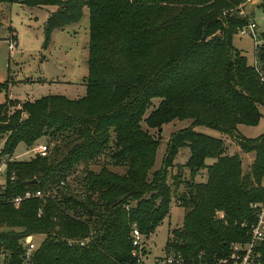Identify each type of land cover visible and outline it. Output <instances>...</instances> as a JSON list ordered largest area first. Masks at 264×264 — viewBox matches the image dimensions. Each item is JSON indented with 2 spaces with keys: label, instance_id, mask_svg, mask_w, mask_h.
Here are the masks:
<instances>
[{
  "label": "trees",
  "instance_id": "obj_1",
  "mask_svg": "<svg viewBox=\"0 0 264 264\" xmlns=\"http://www.w3.org/2000/svg\"><path fill=\"white\" fill-rule=\"evenodd\" d=\"M24 1L57 7L45 24L46 45L54 30L80 21L88 7V75L86 94L77 99L11 100L8 80L0 82V157H10L0 191V247L9 251L8 264H22L31 236L37 248L29 264H138L134 227L148 238L176 195L184 222L171 231L166 253L218 264L234 243L248 242L256 219L252 204L264 200V134L247 138L238 126L256 125L262 116L264 32L251 65L233 44L251 23L247 0ZM186 118L191 126L173 133L163 168L152 171L160 141L143 121L161 129ZM198 125L254 152L249 170L222 137L199 132ZM43 137L56 141L48 155L11 158L20 143L35 146ZM184 147L192 177L179 193L181 178L170 184L169 176ZM93 162L101 163L99 170ZM203 171L205 180L196 181ZM28 190L45 197L12 202ZM256 250L264 264V242Z\"/></svg>",
  "mask_w": 264,
  "mask_h": 264
},
{
  "label": "rangeland",
  "instance_id": "obj_2",
  "mask_svg": "<svg viewBox=\"0 0 264 264\" xmlns=\"http://www.w3.org/2000/svg\"><path fill=\"white\" fill-rule=\"evenodd\" d=\"M263 0H247V12L252 11L251 22L256 23L255 32L243 34L239 31L233 37V44L242 50L247 57L248 63H257L255 48L256 42H260L264 32V7L260 4ZM52 6H34L24 0H0V75L7 79L9 90L14 97L23 101L25 98H40L45 95H64L70 99H77L86 94V78L88 75V57L90 40V17L88 7L84 8V14L80 21L68 24L63 29H56L46 45L45 24L49 15L53 12ZM14 31L16 36H13ZM10 35V39L8 38ZM14 43V45L12 44ZM261 44V43H259ZM46 45V46H45ZM9 97V96H8ZM10 98V97H9ZM11 99V98H10ZM15 100V99H11ZM0 101H5L3 93L0 94ZM159 100H154L150 109L155 108ZM262 116L256 125L240 124L239 133L247 138H257L264 134V106H260ZM192 119H176L165 123L161 129L151 128L143 121L144 129L154 135L160 141L155 164L152 171L161 170L168 148V143L174 132L191 126ZM195 129L199 132L212 136L222 137L230 154L239 153L243 160V168L249 170L252 164L251 157L254 152H243L240 149L237 139L233 136L204 125H198ZM5 140L0 138V153L4 147ZM48 144L50 152L56 141L50 137H43L39 144ZM36 147L20 143L11 156L14 160H29L36 155ZM190 156V149L181 148L170 170L169 183L174 178L180 177L182 182L179 186V193L186 189L185 181L191 179V172L184 168ZM9 156L0 157V191L7 183L6 161ZM100 158V157H99ZM101 163L104 157L101 156ZM213 159H207V164H212ZM101 163L93 162L91 167L99 170ZM182 165V166H181ZM113 168V167H112ZM82 167L79 168L81 170ZM122 171L121 168H115ZM206 178L205 171L195 177L196 181H203ZM185 209L181 206L178 196L173 198L170 214L164 219L156 231L144 239L146 253L151 261L156 256L166 254V243L171 231L183 226ZM44 237L35 238L38 242Z\"/></svg>",
  "mask_w": 264,
  "mask_h": 264
},
{
  "label": "built area",
  "instance_id": "obj_3",
  "mask_svg": "<svg viewBox=\"0 0 264 264\" xmlns=\"http://www.w3.org/2000/svg\"><path fill=\"white\" fill-rule=\"evenodd\" d=\"M256 23L251 22L248 26L243 27L240 31L243 34L253 33L256 35ZM258 43V42H256ZM261 43V40L260 42ZM14 45V43H12ZM50 152L48 144H39L36 147V154L46 156ZM45 193L42 190H28L23 195H18L12 199V202L20 203L30 198H43ZM255 214V221L250 226V240L248 242L234 243L231 253L228 257L218 261V264H262L260 260V253L256 250L257 246L264 242V200L252 204ZM145 235L138 227H134L132 232L133 254L139 257L138 264H205L202 261H187L180 252L166 253L164 256H156L153 260H149V254H143ZM73 243V242H71ZM85 242L83 241L82 244ZM37 248V244L33 237H28L26 246L22 253V264H29L32 255ZM9 251L0 247V264H8Z\"/></svg>",
  "mask_w": 264,
  "mask_h": 264
},
{
  "label": "crops",
  "instance_id": "obj_4",
  "mask_svg": "<svg viewBox=\"0 0 264 264\" xmlns=\"http://www.w3.org/2000/svg\"><path fill=\"white\" fill-rule=\"evenodd\" d=\"M53 7V12H55L56 10H57V7L56 6H52ZM52 12V13H53ZM50 16V15H49ZM11 32H13V36L15 37V41H16V36H15V33H14V31L12 30V31H10V35H11ZM10 35H9V39H10ZM10 81V80H12V78L9 76L7 79L5 78V76H4V78H2V76L0 75V82H5V81ZM11 91L9 90L8 91V95H9V97L11 98V99H15V100H20L19 98H16V97H14L11 93H10ZM41 98V97H40ZM35 99H38V98H34V99H30V98H25V99H22L23 101L24 100H35ZM5 140V139H4ZM255 159V155L254 156H252L251 157V160L253 161ZM6 164V163H5ZM3 187H5V186H3Z\"/></svg>",
  "mask_w": 264,
  "mask_h": 264
},
{
  "label": "water",
  "instance_id": "obj_5",
  "mask_svg": "<svg viewBox=\"0 0 264 264\" xmlns=\"http://www.w3.org/2000/svg\"><path fill=\"white\" fill-rule=\"evenodd\" d=\"M34 182H36V180H34Z\"/></svg>",
  "mask_w": 264,
  "mask_h": 264
}]
</instances>
